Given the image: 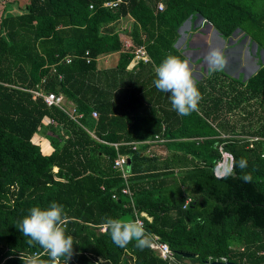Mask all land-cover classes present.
Wrapping results in <instances>:
<instances>
[{"label": "trees", "instance_id": "trees-1", "mask_svg": "<svg viewBox=\"0 0 264 264\" xmlns=\"http://www.w3.org/2000/svg\"><path fill=\"white\" fill-rule=\"evenodd\" d=\"M104 1L24 0L15 12L12 1L1 3L0 264H24L35 252L47 259L19 225L31 207L53 201L67 212L69 264H264V59L245 79L224 70L209 77L206 67L189 116L153 83L168 54L184 58L177 28L196 15L223 38L236 31L264 51V0H162L161 9L157 0ZM135 45L148 59L128 66ZM113 53L112 63H98ZM48 91L61 100L46 104ZM236 110L238 126L229 120ZM223 152L231 155L227 176L214 173ZM117 153L130 159L125 179L112 166ZM135 215L173 260L135 241L113 243L106 217Z\"/></svg>", "mask_w": 264, "mask_h": 264}, {"label": "clouds", "instance_id": "clouds-1", "mask_svg": "<svg viewBox=\"0 0 264 264\" xmlns=\"http://www.w3.org/2000/svg\"><path fill=\"white\" fill-rule=\"evenodd\" d=\"M208 76L223 71L227 65V57L223 49L213 47L206 57ZM155 88L163 93H170L171 108L180 116H189L198 111L202 99L197 80L190 66V60L178 55L168 54L156 67ZM247 161L241 157L239 167L244 169ZM232 174L228 168L224 176ZM223 178V177H219ZM244 181L250 180L249 175H243ZM67 212L63 204L55 201L47 207L33 206L29 209L19 225V230L28 237L30 246L38 245L46 254L47 259L41 258L35 252L24 260V264H69L73 257V237L67 234ZM110 230L114 244L125 247L135 241V246L141 250L150 246V234L138 218H111L104 221Z\"/></svg>", "mask_w": 264, "mask_h": 264}, {"label": "rangeland", "instance_id": "rangeland-1", "mask_svg": "<svg viewBox=\"0 0 264 264\" xmlns=\"http://www.w3.org/2000/svg\"><path fill=\"white\" fill-rule=\"evenodd\" d=\"M5 1H12L9 7V10L11 11H19L20 10V6H22L24 0H0V10H1V3L5 4ZM202 17H200L199 15H196V17L193 19V21H185L182 22L180 25V29L181 30L179 33V36L177 38V43L179 45L182 46V44L185 45V49L189 50V52H187V55L185 53H183L184 50H181L184 58H187L190 60V66L193 69V74L195 76L196 79L203 77L205 74V70L203 68V63H202V67L201 69L198 68L199 66V62H202L200 59V56H196L198 54L197 52V47L199 45L197 38H199L201 35L202 36H208L209 34L212 35H216L218 37H216L218 41V44L216 45V47H219L221 49L224 50L225 54H227V65L224 68V71L227 72L228 74H230L233 77H240L242 79H245L248 75L252 74L254 72V70L256 69V67L259 65L260 62L263 61L264 59V51L262 49L258 50V54L255 53V46L252 44V42H249L247 40L246 36H243L239 39L236 40L237 35H239V32L237 33L235 31L234 34L231 35L230 38L225 39L223 38L218 31L212 27L210 29V25L209 23H207L206 21L202 22V24L199 25L200 21L203 19H201ZM130 16L126 15L125 17H121L119 18L116 23L115 26H117V28H119V30H121V28L123 26H128L130 23ZM196 24V25H195ZM205 24V25H204ZM192 26V29H191ZM189 29H191V33L189 32V35L187 34ZM217 31H215V30ZM188 35V36H187ZM186 37H188V39H186ZM184 38L186 39L183 43L182 40H184ZM124 40L129 41L126 37L123 38V43ZM229 46V47H227ZM195 48V49H194ZM107 56V55H105ZM104 56V57H105ZM189 58H188V57ZM196 56V57H195ZM116 57V54L113 53L110 57L107 56V58H109L108 64L112 63L114 61ZM195 57V58H194ZM203 57V56H201ZM196 59H198L196 61ZM98 63L100 64H104L106 65L107 63H104L102 61V57H100L98 59ZM208 68V65L206 66ZM65 104H67L65 102ZM238 110L232 112L230 114L231 117H229V120L232 121H237V125L238 126V121L239 118H237V114H238ZM241 122L245 121L247 122V120L245 119H240ZM239 122V123H241ZM253 122V120H252ZM244 124V123H242ZM252 125H254L252 123ZM48 144L45 141H41L39 143V147L42 151H47L48 148Z\"/></svg>", "mask_w": 264, "mask_h": 264}, {"label": "built area", "instance_id": "built-area-1", "mask_svg": "<svg viewBox=\"0 0 264 264\" xmlns=\"http://www.w3.org/2000/svg\"><path fill=\"white\" fill-rule=\"evenodd\" d=\"M119 1L120 0H107V1H104L103 4L105 6L112 7V6H115ZM156 7L158 9L162 8V0H157ZM186 21L189 22L190 20L187 18ZM180 31L178 30V32H180ZM124 45L125 46L131 45V42L127 41V40H124ZM132 52H133V55H132V57H131V59H130V61L128 63V66L132 65L137 60L146 61L148 59V54H147L146 50L144 49V47L142 45L133 46ZM69 59H70L69 57L66 58L67 61ZM31 91L33 93V96L35 94H40L41 93V91L36 90V89H32ZM42 96H43V99L46 102V104H50L52 102L58 103L61 100V95L60 94H55V93H53L51 91L43 93ZM70 110L73 111V108L71 107ZM91 114L94 116V115H96V112L92 111ZM48 120L49 119L44 118V121H48ZM112 144L114 146H116L117 142H112ZM249 145H250V143H249ZM132 146L134 147V144ZM126 158H127V155L125 153H117L112 159V166H114L115 168L119 169L120 174H121V176L124 179L126 178V176L128 174V167H126ZM230 161H231L230 153L223 152L222 159L219 162H217V164L214 167V173L216 175H221L225 171V168L227 166L230 167ZM121 191L122 192H127V193L129 192V190H128L126 185H124L121 188ZM188 200H189V196H187L184 199V201L182 203V206H185V204L187 203ZM139 215H142V216H145L146 218H149V216L146 213L142 212V211H139ZM139 215H135L134 218H138V219L141 220ZM103 228L104 227L102 226L101 229H103ZM150 241H151L150 247L152 249H154V251L156 252L157 255H159L162 258H167L169 260H173L174 259L173 255H172V251L169 248V246L167 245V243L165 241H163V240H160L159 237L156 234H150ZM222 259H224V258H222ZM179 264H186V260H183Z\"/></svg>", "mask_w": 264, "mask_h": 264}, {"label": "crops", "instance_id": "crops-1", "mask_svg": "<svg viewBox=\"0 0 264 264\" xmlns=\"http://www.w3.org/2000/svg\"><path fill=\"white\" fill-rule=\"evenodd\" d=\"M202 19V18H201ZM200 24H202V20L200 21V23H199V25ZM196 25V24H195ZM205 25V24H204ZM212 28V26L210 25V29ZM191 31V29H189V31H188V35H189V32ZM216 31V30H215ZM192 32V31H191ZM190 32V33H191ZM217 32V31H216ZM187 35V36H188ZM216 37H218L217 35H216ZM216 37H215V35H212V34H209L208 36H200L199 38H197V40H198V42L197 43H199V45L197 46V47H195V48H197L196 50H197V52H198V54L196 55V56H200V59H201V61L202 62H199L198 64H199V66H198V68L199 69H201V67H202V63H204L203 62V57H206V55H207V53L209 52V50L211 49V48H213V47H216V45L218 44V41L219 40H217L216 39ZM219 38V37H218ZM186 39H188V38H186ZM185 38H184V40H182L183 41V43H184V41L186 40ZM220 39V38H219ZM175 46H177V47H181L184 51H183V53H185L186 55H187V52H189V50H187V49H185V45L184 44H182V46L181 45H179L178 43H177V41L175 42ZM194 48V49H195ZM195 56V57H196ZM201 56H203V57H201ZM188 57V56H187ZM194 57V58H195ZM189 58V57H188ZM108 58H107V56H103L102 57V61L103 62H106V60H107ZM206 66H207V63H206ZM205 70V69H204Z\"/></svg>", "mask_w": 264, "mask_h": 264}, {"label": "water", "instance_id": "water-1", "mask_svg": "<svg viewBox=\"0 0 264 264\" xmlns=\"http://www.w3.org/2000/svg\"><path fill=\"white\" fill-rule=\"evenodd\" d=\"M187 19H185L183 22H185ZM183 24V23H182ZM181 25H179L178 26V28H177V30H179L181 27H180ZM215 30V29H214ZM180 31V30H179ZM252 44L255 46V43L254 42H252ZM226 56H227V54H225ZM203 68L204 69H206V59H205V57H203ZM129 161H130V159H129V157H127L126 158V167H129ZM180 254L182 255V256H185V257H190V256H192L193 254L192 253H190V252H187V251H181L180 252ZM211 262H218L217 260H213V261H211ZM223 262L224 263H227V264H231L232 263V261H228V260H224L223 259Z\"/></svg>", "mask_w": 264, "mask_h": 264}]
</instances>
